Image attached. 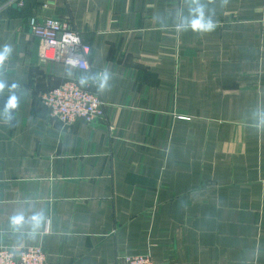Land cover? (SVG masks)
<instances>
[{"label":"crops","instance_id":"obj_1","mask_svg":"<svg viewBox=\"0 0 264 264\" xmlns=\"http://www.w3.org/2000/svg\"><path fill=\"white\" fill-rule=\"evenodd\" d=\"M201 6L211 32L191 27ZM33 17L75 28L89 70L41 58ZM5 46L0 247L264 264V0H0ZM67 80L100 97L101 120L49 115L41 95Z\"/></svg>","mask_w":264,"mask_h":264},{"label":"built area","instance_id":"obj_2","mask_svg":"<svg viewBox=\"0 0 264 264\" xmlns=\"http://www.w3.org/2000/svg\"><path fill=\"white\" fill-rule=\"evenodd\" d=\"M32 34L40 40V56L50 62H63L80 70H89L87 56L90 47L69 23L54 18L30 19ZM41 101L49 115L63 125H71L78 119L92 123L106 115L100 97L74 80H67L43 93ZM47 254L43 246L0 247V264H46ZM116 264H156L149 254H125Z\"/></svg>","mask_w":264,"mask_h":264},{"label":"clouds","instance_id":"obj_3","mask_svg":"<svg viewBox=\"0 0 264 264\" xmlns=\"http://www.w3.org/2000/svg\"><path fill=\"white\" fill-rule=\"evenodd\" d=\"M195 11L198 13L197 18L193 19L191 21V27L194 31H203V32H211L214 30L215 25L212 23L210 19L205 20L204 18V12L203 7H199L195 9ZM11 51V49L8 46L4 47V50L0 52V64L3 63L4 59L8 55V53ZM107 77H105V80ZM84 81H81L83 83ZM4 83L0 82V91L4 88ZM13 88L16 87V85H12ZM16 98L15 96H9L8 99L5 101L4 105V111L8 113V119L9 121L12 119L11 112L14 107H16Z\"/></svg>","mask_w":264,"mask_h":264}]
</instances>
